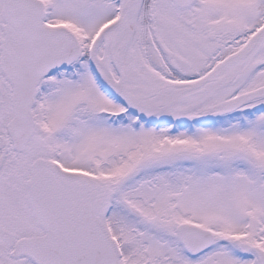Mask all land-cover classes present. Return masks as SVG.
<instances>
[{
    "label": "snow or ice",
    "instance_id": "snow-or-ice-1",
    "mask_svg": "<svg viewBox=\"0 0 264 264\" xmlns=\"http://www.w3.org/2000/svg\"><path fill=\"white\" fill-rule=\"evenodd\" d=\"M0 264H264V0H0Z\"/></svg>",
    "mask_w": 264,
    "mask_h": 264
}]
</instances>
